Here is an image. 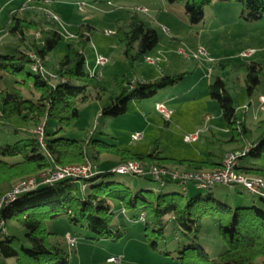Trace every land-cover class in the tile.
I'll return each mask as SVG.
<instances>
[{"label": "trees", "instance_id": "obj_1", "mask_svg": "<svg viewBox=\"0 0 264 264\" xmlns=\"http://www.w3.org/2000/svg\"><path fill=\"white\" fill-rule=\"evenodd\" d=\"M39 3H55L65 0H30ZM101 2L102 0H93ZM169 4H182L191 25L205 20L206 9L215 0H166ZM241 4V18L246 22L260 21L264 16V0H220ZM8 32L16 38L20 47L10 55L0 54V125L19 118L25 124L43 127L44 143L38 134L22 132V138L13 144L0 145V197L11 192L16 183L29 177H38L50 170L69 165L83 164L93 160L97 174L81 180L65 179L54 184L40 186L32 192L19 196L1 210L5 223L16 221L26 231V243L6 233L0 234V259H15L16 264H69L70 254L58 241V234L49 231L48 222L66 217L70 225L86 228L93 240H117L123 233L114 225L115 213L112 201L121 203L125 211L145 224V238L151 248L159 250L167 242L166 231L174 221V236L178 241L181 264H264V209L257 205L233 208L211 194L191 197L185 193H164L162 189L174 182L160 184L161 191H133L125 184L110 180L119 175L113 169L129 161H140L147 165L176 164L196 170H219L222 161L210 157L204 162L176 161L160 156L158 147L145 155L132 154L116 144H107L91 139L88 143L67 137L79 118V103L89 100L90 88L98 92V99L107 94L108 83L87 72L85 49L91 42L94 28L82 25L74 42L68 44V52L60 63L50 71L55 74L53 81L32 71V55L43 60L51 54L62 40L61 32L48 19L44 23L28 19L20 11L11 14ZM39 34L41 41L36 39ZM32 35V36H30ZM115 43L123 47L125 57L136 62L154 50L159 44V34L149 27L138 13L128 23L118 26L114 33ZM224 66V65H222ZM245 73V87L252 97L260 84L261 65L256 62L234 67ZM224 69V67H223ZM16 79L14 92L2 89L3 75ZM184 75L163 76L146 82L118 80L119 94L111 95L110 104L102 109L104 117H120L128 110L131 101L149 100L165 88L178 84ZM22 90L31 93L26 97ZM210 97L217 101L231 142L244 141L249 129L244 121L237 118L235 101L225 81L217 77L209 86ZM53 124L49 128L48 121ZM18 130H15L18 135ZM94 144L95 155L89 156L88 147ZM243 157L238 170L246 174L262 176L264 169L242 161L248 157L261 158L264 154V138ZM244 147V146H243ZM103 154L120 157L111 172L100 171L98 164ZM123 176V175H122ZM138 177V176H133ZM177 184V183H174ZM216 186L208 189L212 191ZM263 203L264 199L259 198ZM144 218L142 219V216ZM210 218L216 221L220 235L227 249L212 258L201 244L202 222ZM149 219H153L152 222ZM169 254V252H166ZM0 261V262H1Z\"/></svg>", "mask_w": 264, "mask_h": 264}, {"label": "rangeland", "instance_id": "obj_2", "mask_svg": "<svg viewBox=\"0 0 264 264\" xmlns=\"http://www.w3.org/2000/svg\"><path fill=\"white\" fill-rule=\"evenodd\" d=\"M139 9H146V13ZM17 11L41 23L48 19L61 32L62 40L45 60V67L49 71L65 57L68 44L75 41L82 25L94 28L91 42L85 49L87 72L94 70L98 55L108 60L102 69V78L108 83L107 94L98 99L96 90H88L90 98L88 102L78 104L79 118L67 137L83 143L91 139L114 143L121 149L139 155H145L158 147L161 157L197 162L207 161L213 156L219 161L226 153L243 151L250 144L258 145L264 138V110L261 109L264 99V16L260 21L246 22L241 18V4L215 0L212 7L206 9L203 23L191 25L182 4H169L166 0H65L55 3L0 0L1 55H10L20 47L19 41L7 29L11 14ZM135 13L149 27L157 30L159 44L133 63L125 57L123 47L115 43L113 35L118 26L128 23ZM36 39L41 41L39 34ZM248 52H252V55L243 57ZM149 60L155 63L151 64ZM250 62H256L262 68L260 84L252 97L246 91L245 73L234 68ZM165 75H184V78L178 84L163 89L152 99L131 101L127 112L120 117L102 116V109L110 104L111 95L120 92L118 80L153 82ZM217 77L225 81L235 101L237 118L244 121L249 129L244 141H230L232 135L226 127L221 107L210 97L209 86ZM15 86V78L3 75L2 89L14 92ZM22 91L26 97H31L29 91ZM158 104L165 105L172 112L169 121L157 112ZM48 123L51 128L53 121L49 120ZM8 124V127L0 125L2 146L21 139L22 132L37 134L39 129L32 124H25L19 118ZM15 130L19 131L18 135ZM138 132L142 133L143 138L134 141L133 136ZM196 132L200 135L199 141L187 143L185 137ZM88 152L91 158L95 155L93 143L89 145ZM119 160L118 156L103 154L99 159V170L111 172ZM91 162L96 165L93 160ZM242 162H250L264 169V154L261 158L248 157ZM168 167L182 171L189 169L176 164H168ZM112 179L135 192L152 191L157 195L161 191L160 184L151 179L127 175H114ZM186 189L191 197L211 194L233 208L257 205L264 209V203L258 197L251 196L240 186L218 187L208 191L199 190L191 184ZM162 190L167 194L185 193L183 186L174 183ZM112 205L114 225L123 233L117 240H93L86 228L70 225L66 217L48 222L49 231L58 234V241L70 254L69 264H181L178 260V241L174 236V221L166 231L167 242L155 251L145 238V224L134 218L136 214L125 211L117 201H112ZM202 225L200 242L207 253L216 258L227 249L226 242L215 220L206 218ZM5 230L9 236L26 243V231L16 221L7 222ZM66 234L77 238L74 248L67 245ZM111 258L115 262L110 261ZM259 263L262 264V261ZM0 264H16V260L7 259Z\"/></svg>", "mask_w": 264, "mask_h": 264}, {"label": "built area", "instance_id": "obj_3", "mask_svg": "<svg viewBox=\"0 0 264 264\" xmlns=\"http://www.w3.org/2000/svg\"><path fill=\"white\" fill-rule=\"evenodd\" d=\"M83 6L84 3L81 4V7ZM138 11L146 13V9H139ZM53 18L58 20L57 16H54ZM164 31L168 32L167 30ZM201 53L205 54V51L201 50ZM251 55L252 52H248L244 53L243 57H249ZM31 57L33 59L31 68L34 73H39L44 77H49L53 81L56 79L55 74L45 67L43 60L40 57L36 55H32ZM149 62L151 64L155 63L152 60H149ZM107 64L108 60L103 56L98 55L96 57V66L94 70L89 72L90 75L101 78L102 69ZM262 102L263 104L261 109L264 110V99H262ZM156 110L166 121L170 120L172 112L168 110L165 105L158 104L156 106ZM37 134L39 135L40 142L44 143V131L42 126L39 127ZM142 138L143 135L139 132L133 136L134 141H140ZM199 139L200 135L198 132L185 137V141L190 144L198 142ZM252 147L253 146L250 144L243 151L226 153L222 161V166L219 170L188 169L182 171L179 169H171L165 165H147L140 161H129L115 167L113 171L119 175L150 177L162 185L166 181L174 182L180 186H183L185 191L186 187L191 184L195 185L198 189H208L216 186L229 188L240 186L244 188L251 196L264 199V178L260 176L252 177L238 170L240 160L251 151ZM97 173L98 172L94 164L90 160H87L83 164L60 167L55 170H50L46 173H43L38 177H29L18 181L11 192L0 197V234L5 232L6 227V223L1 216V210L8 206L11 202L15 201L19 196L28 192H32L40 186L54 184L65 179H88ZM143 218L144 215L142 216V219ZM65 238L68 246L71 248L76 246V237L72 236L71 234H66ZM110 261L115 262V259L111 258Z\"/></svg>", "mask_w": 264, "mask_h": 264}, {"label": "crops", "instance_id": "obj_4", "mask_svg": "<svg viewBox=\"0 0 264 264\" xmlns=\"http://www.w3.org/2000/svg\"><path fill=\"white\" fill-rule=\"evenodd\" d=\"M223 158H224V156H223L222 158H220L219 161H222ZM117 163H119V162H117ZM248 163H249V164H253V163H250V162H248ZM253 165L257 166L256 164H253ZM98 167H100L99 164H98Z\"/></svg>", "mask_w": 264, "mask_h": 264}]
</instances>
